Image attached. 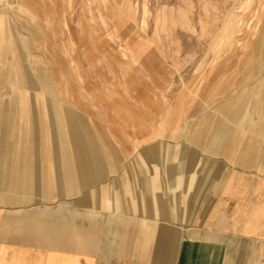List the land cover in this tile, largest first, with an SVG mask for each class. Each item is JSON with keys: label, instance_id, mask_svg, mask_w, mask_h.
I'll return each instance as SVG.
<instances>
[{"label": "rangeland", "instance_id": "374dc122", "mask_svg": "<svg viewBox=\"0 0 264 264\" xmlns=\"http://www.w3.org/2000/svg\"><path fill=\"white\" fill-rule=\"evenodd\" d=\"M1 40L0 156L58 162L30 193L137 220L150 164L201 209L210 178L264 164V0H0Z\"/></svg>", "mask_w": 264, "mask_h": 264}, {"label": "crops", "instance_id": "0c3cea01", "mask_svg": "<svg viewBox=\"0 0 264 264\" xmlns=\"http://www.w3.org/2000/svg\"><path fill=\"white\" fill-rule=\"evenodd\" d=\"M253 160L243 158L223 177L210 178L203 209L175 199L177 183L159 190L158 167L150 164L152 173L140 180L149 181L158 205L146 195L137 220L111 215L99 221L98 211L80 209L92 203L91 190L77 199V209L56 204L62 194L29 192V177L57 174V158L0 156V264H264V164ZM97 162L85 169L78 191L106 175ZM103 205L110 199L103 197ZM99 223L105 232L89 226Z\"/></svg>", "mask_w": 264, "mask_h": 264}, {"label": "bare ground", "instance_id": "6f19581e", "mask_svg": "<svg viewBox=\"0 0 264 264\" xmlns=\"http://www.w3.org/2000/svg\"><path fill=\"white\" fill-rule=\"evenodd\" d=\"M3 45H5L4 44V40H1L0 41V52H1V50H2V48H3ZM0 65H1V63H0ZM3 66H1L0 67V82H2L3 81ZM1 84V83H0Z\"/></svg>", "mask_w": 264, "mask_h": 264}]
</instances>
